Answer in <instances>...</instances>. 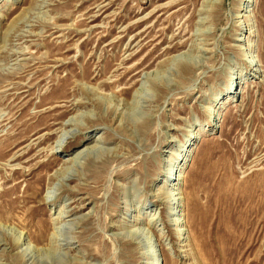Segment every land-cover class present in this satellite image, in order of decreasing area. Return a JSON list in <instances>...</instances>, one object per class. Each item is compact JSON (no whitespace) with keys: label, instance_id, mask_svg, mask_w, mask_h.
I'll use <instances>...</instances> for the list:
<instances>
[{"label":"rangeland","instance_id":"1","mask_svg":"<svg viewBox=\"0 0 264 264\" xmlns=\"http://www.w3.org/2000/svg\"><path fill=\"white\" fill-rule=\"evenodd\" d=\"M155 260L264 264V0H0V264Z\"/></svg>","mask_w":264,"mask_h":264},{"label":"bare ground","instance_id":"2","mask_svg":"<svg viewBox=\"0 0 264 264\" xmlns=\"http://www.w3.org/2000/svg\"><path fill=\"white\" fill-rule=\"evenodd\" d=\"M211 1H213V0H211ZM215 1V0H214ZM212 3V2H211ZM211 3H210V5H209V7L211 6ZM214 4V3H213ZM204 6H206V5H204ZM208 7V8H209ZM207 8V7H206ZM213 9V12L214 11H216V9H214V8H212ZM205 10V9H204ZM211 9H209V11H210ZM208 11V12H209ZM204 20V19H203ZM248 21V20H247ZM202 22V21H201ZM242 24V23H241ZM246 24V23H245ZM250 24V23H249ZM182 55V54H181ZM185 55V54H184ZM178 56H180V55H178ZM176 58H178L177 56H175ZM185 57V56H184ZM188 57H190L189 55H188ZM175 58V59H176ZM179 58H181V57H179ZM186 58V57H185ZM182 59V58H181ZM184 59V58H183ZM174 60V59H173ZM177 60V59H176ZM176 62V61H175ZM175 62H174V64H175ZM186 62L187 63H189V61H187L186 60ZM254 62V61H253ZM173 64V63H172ZM258 68V67H257ZM238 88V83L236 84V89ZM115 94V93H114ZM113 95V94H112ZM139 96V95H138ZM114 97V96H113ZM115 99V97L112 99V100H114ZM137 102V101H136ZM83 116H85V114H83ZM78 122V121H77ZM76 121H75V119L74 118H70V120H67V121H65L64 123H63V125H65V126H71V125H73V129L71 130H68L67 128V130L66 129H64L63 130V132H62V134L60 135V138H59V140H58V144L54 147V149L55 150H57V149H59L60 148V146H61V143L64 141V140H66V139H68V138H70L71 136H72V134L75 132V130H77V129H80L82 126H81V124H79V123H77ZM71 128V127H70ZM81 130V129H80ZM96 148V146L94 145V146H92V147H87V148H85V149H82V150H80V151H78L76 154H75V156L74 157H72V158H69V159H66L65 160V164L67 163V167H65L64 168V170L63 171H61L60 170V172H58V174L60 173L61 174V172H65V171H68V170H70V168L72 167V166H77L76 165V163H82V165L81 166H83V165H85V163H83V162H81V160H85V159H87V156L89 155V153H90V151H93L94 149ZM78 167V166H77ZM79 168V167H78ZM73 170V169H72ZM74 171H76V170H74ZM71 173V172H70ZM73 173V172H72ZM58 174H56L55 176H53V178L56 180L57 178H58ZM64 174V173H63ZM67 174V173H66ZM75 175V174H74ZM60 176V175H59ZM62 176V175H61ZM65 176V175H64ZM63 176V177H64ZM65 178V177H64ZM66 178H68V177H66ZM69 179V178H68ZM54 186V185H53ZM57 188V187H56ZM55 188V189H56ZM50 193H52V192H50ZM179 193V192H178ZM55 195H57V192H56V190H55ZM174 195V194H173ZM175 196V195H174ZM44 201H48L49 202V200L47 199V196H46V198L44 199ZM171 204V203H170ZM72 211V210H71ZM61 212H63V211H61ZM63 214H65V217H69V216H71V214H70V212H66V213H63ZM62 215V214H61ZM60 218H62V216H60L59 215V217H58V220L60 219ZM56 219V218H55ZM54 219V220H55ZM62 220H64V219H62ZM76 221V220H75ZM56 222H58V221H56ZM77 222V221H76ZM176 222L177 223H179L180 221H179V219H176ZM20 224L22 223L21 221L19 222ZM5 228V227H4ZM13 228V227H12ZM181 230V229H180ZM28 232H29V230H27ZM26 231V232H27ZM23 232V231H22ZM25 232V231H24ZM27 232V233H28ZM20 234V233H19ZM26 234V233H25ZM29 234V233H28ZM21 235H23L22 233L20 234V236ZM27 235V234H26ZM54 235V234H53ZM57 235H58V233H57ZM27 237V236H26ZM21 238L23 239V236H21ZM52 238H56V236L55 237H52ZM51 241V240H50ZM56 242H57V240H56ZM55 242V248H57V243ZM52 243V242H51ZM53 244V243H52ZM57 244V245H56ZM70 244V243H69ZM53 246H54V244H53ZM140 246V245H139ZM48 247V246H47ZM47 247H46V249H47ZM51 247V246H50ZM54 248V249H55ZM72 248V247H71ZM42 249V248H41ZM40 249V250H41ZM48 249H50V248H48ZM48 249H47V253H48ZM53 249V248H52ZM46 251V250H45ZM51 250H49V252H50ZM40 252H42V250L40 251ZM43 253V252H42ZM155 251L154 252H152L151 253V255L150 256H152V257H156L155 256ZM153 264H159V261L158 260H155L154 261V263Z\"/></svg>","mask_w":264,"mask_h":264}]
</instances>
